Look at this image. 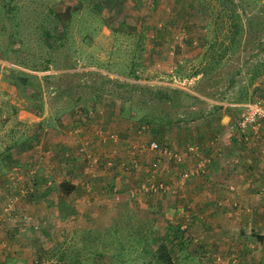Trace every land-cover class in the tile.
Returning a JSON list of instances; mask_svg holds the SVG:
<instances>
[{
    "label": "rangeland",
    "instance_id": "1",
    "mask_svg": "<svg viewBox=\"0 0 264 264\" xmlns=\"http://www.w3.org/2000/svg\"><path fill=\"white\" fill-rule=\"evenodd\" d=\"M66 6L70 18L58 23L53 12ZM213 91L230 92L241 105L264 97V0H0V125L5 111L28 110L45 127L72 122L78 139L88 143L80 153L71 138L78 154L67 152L71 170L65 174L76 187L62 205L65 220L54 222L52 214L39 223L13 210L18 199L35 193L32 174L23 185L14 182L18 194L8 201L9 220L24 227L20 218L28 215L46 239L33 264L48 258L51 264H161L152 251L162 245L181 264H264L259 144L234 137L239 163L228 154L234 166L224 168L221 180L210 175L202 195L181 189L180 164L149 149L154 139L171 149L176 131L187 141L183 126L204 124L216 104L199 103L196 93ZM166 92L172 99L158 100ZM15 120L8 116L9 124ZM85 154L97 160L93 174ZM36 164L33 169L43 166ZM116 169L123 170L122 179L102 184L99 176ZM231 172L244 174L240 185L247 186L237 189ZM151 173L168 189L139 190ZM102 200L113 209L106 216H97L102 212L95 204L89 216L79 211L70 218L71 208ZM144 241L147 252L141 253Z\"/></svg>",
    "mask_w": 264,
    "mask_h": 264
},
{
    "label": "crops",
    "instance_id": "2",
    "mask_svg": "<svg viewBox=\"0 0 264 264\" xmlns=\"http://www.w3.org/2000/svg\"><path fill=\"white\" fill-rule=\"evenodd\" d=\"M196 95L202 99L199 103L214 102L216 103L215 108L210 110L207 109V113L210 115L208 116L209 118L207 117L208 121L206 119L204 124L200 123L198 126H196V124L194 126L187 125L189 127L183 126L186 128L184 131L185 136L186 133H188L187 137L189 139L187 141L181 140L182 131L173 133L171 149L184 155V161L180 164L182 170L192 167L199 156H211L212 160L208 166L207 173L204 174V181L203 178H197L198 176L192 177L183 188L187 190L189 194L202 195V193H205V188L209 187L207 181L210 179V175H215L216 177L219 175L217 179L221 180L224 175L222 174L224 168L231 167V165L234 166V163L232 164L226 160L228 154L230 157H233L234 153L238 151L234 150V145L237 147L239 146L238 143L234 142L231 124L237 119L239 111L245 102L241 105L242 100H237L238 97H233L230 92L217 93V91H213L211 95H204L202 93H196ZM240 105L239 111L234 113V108ZM9 115L16 118L15 126L8 123ZM178 115L182 116L184 113H178ZM3 116H5L6 123L0 125V157L4 158V160L0 162V264H33V260L38 253L41 251L43 252L42 248L44 249L46 239L41 235V231L35 232L30 224L22 227L17 221L13 223V221L9 220L10 214L4 209L8 201H14V198L18 194V190L13 188L16 185L14 182L18 183L17 186L23 185L28 178L30 179L29 174H32L35 193L32 197L30 195L20 198V200L18 199L14 204L13 210L15 209L16 212L30 213L39 223L41 219L49 220V216L52 214H54V216L51 220L54 222H56L57 219L59 222V220L65 217L60 215L62 208L65 207L62 205H67L66 201L69 197L66 200H61L58 197L57 189L59 183L64 179L74 183L70 175H66L65 173H69L71 170V168L67 167L70 165V162L67 161V157H69L71 153L75 154L77 152V149L75 151L73 139L75 138L76 143H78V130L75 129L72 122H67V125H61L62 127L59 128L45 127L38 123V119H36L37 115L28 110H18L16 113L5 111ZM186 119L187 118H184V120ZM27 120L34 123L31 125L25 123L28 122ZM39 120H41V118ZM187 120L189 121V119ZM21 121L24 122L22 123ZM207 124H209L210 127H208ZM174 127L175 126H173V128ZM175 130L176 129H174V131ZM187 130L190 131L188 132ZM71 138L73 139L71 140ZM214 140H216V142H214ZM178 142L180 143L178 144ZM192 145H197L199 148V151L197 150V156L187 150L188 147ZM67 152H69V156ZM101 159L104 158L101 157ZM35 163H38L36 164L37 166H41L40 164L43 166L33 169ZM239 165L235 166L238 167ZM45 171L49 173H44ZM232 172L234 173V171ZM116 173L119 174V176L115 177ZM122 175H124L123 170L116 169L112 173H103V176H99V178H103L102 184L105 185L108 183V179L111 178H114V180H121ZM243 177L244 174H241V172L240 174L235 173L230 177V179H236L235 182L239 190L247 186V183L243 186L240 185V181ZM46 179H48L47 182ZM49 180V187L44 189L45 185L47 186V184H49ZM119 183L123 184L122 181H119ZM7 186L11 188L9 189ZM93 199L96 198L93 197ZM87 202L85 205L83 204L81 207H78L79 209L76 207L71 208L70 218L77 215L79 211L86 212L87 216H89L91 212L90 207H93L95 204L98 206V209H100V212H102L98 213L97 216L99 217L101 215L104 217L106 213L110 212L108 210H113L109 209L110 205H104L105 203L103 200L98 202L94 201L95 203H92L93 201ZM207 204L208 203H206L205 211L207 209L211 210V208H208L209 206ZM199 206L198 203L197 207L199 208ZM115 211L121 212L122 209L115 207L114 212ZM70 212H68L67 215L70 214ZM65 219L66 217L63 220ZM31 223L37 224L34 221H31ZM220 223L225 225L224 227L231 228L226 226V221ZM88 230L89 228H87V231ZM221 240H224V238ZM52 262L53 260L49 258L45 260V264H51ZM42 264L44 263L42 262Z\"/></svg>",
    "mask_w": 264,
    "mask_h": 264
},
{
    "label": "built area",
    "instance_id": "3",
    "mask_svg": "<svg viewBox=\"0 0 264 264\" xmlns=\"http://www.w3.org/2000/svg\"><path fill=\"white\" fill-rule=\"evenodd\" d=\"M264 121V97L263 98H254L248 100L246 103H244L239 111V114L237 116V119L235 120L233 126L231 127L233 129V134L236 138V141L244 142L245 144L248 143H255L259 144V151L261 154L264 155V140L262 139V123ZM79 140V139H78ZM79 143V152L82 153L85 150L86 145L88 144L87 141L82 142L80 139L78 141ZM149 149L154 150L156 152H160L162 154H167L168 158L173 159V161L177 164H181L184 161V155L172 150V149H166L161 148L157 141L151 140L149 142ZM188 151L194 153L197 156V146L192 145L188 147ZM187 151V152H188ZM88 158L89 160V170H93V165L96 163V159L86 155L85 158ZM212 158L210 155L206 156H199L197 157V160H195V163L192 165V167L187 168L179 172V175L177 179V185L181 187V189L184 188V185L186 182L192 178L199 175H203L207 173L208 166L211 162ZM233 162L235 164L239 163V156H234ZM125 165V163H124ZM133 167H137V163H133ZM153 168L156 166V163H152L150 165ZM90 174H93L91 171ZM154 177L153 173H151L150 177L145 181L144 183H141L139 190H142L144 192L151 191V192H157V191H165L167 190V186L162 183H156L152 179ZM230 190H234V185L230 183L229 185ZM264 193V190L262 191ZM137 192H131V195H136ZM12 207L11 202H9L4 210H10ZM21 221H23V224H30L31 218L23 214L21 216ZM34 228H37V225L33 226Z\"/></svg>",
    "mask_w": 264,
    "mask_h": 264
},
{
    "label": "trees",
    "instance_id": "4",
    "mask_svg": "<svg viewBox=\"0 0 264 264\" xmlns=\"http://www.w3.org/2000/svg\"><path fill=\"white\" fill-rule=\"evenodd\" d=\"M97 3H99V1H97ZM70 12H71V7L66 6L63 10H61L57 13L53 12V14L55 15V20L58 23H60V22L66 23L70 18ZM44 34L46 37H50V35L47 31H45ZM46 61H47V59H46ZM134 76L137 77V75H135V74H134ZM20 82L22 84H26L28 82V78L23 76L21 78ZM158 98H159L158 100H171L172 99L171 95L167 92ZM153 130L155 131V129H153ZM154 134H156V133L154 132ZM75 187H76L75 183H72L70 180H67V179L62 180L59 183L58 189H57L58 190V197L61 200H66L71 195V193L74 191ZM140 241L141 242L143 241L142 238H139L138 242H140ZM146 243H147V241H144L143 244L139 243L140 244L139 251L141 253L147 252V249L145 247ZM152 255H153L154 259L160 261L161 264H181L180 262H176V261L174 262L172 260V256L169 255L168 248L165 245H162L161 247H157L154 251H152ZM177 261H179V259ZM149 264H154V261L150 260Z\"/></svg>",
    "mask_w": 264,
    "mask_h": 264
}]
</instances>
